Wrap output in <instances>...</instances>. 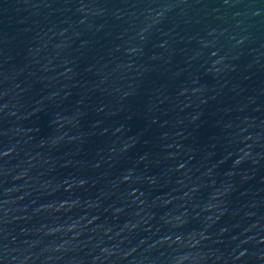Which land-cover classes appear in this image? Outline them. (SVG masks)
<instances>
[{
	"label": "water",
	"instance_id": "95a60500",
	"mask_svg": "<svg viewBox=\"0 0 264 264\" xmlns=\"http://www.w3.org/2000/svg\"><path fill=\"white\" fill-rule=\"evenodd\" d=\"M0 264H264V0H0Z\"/></svg>",
	"mask_w": 264,
	"mask_h": 264
}]
</instances>
